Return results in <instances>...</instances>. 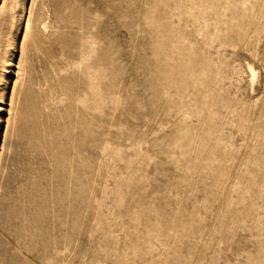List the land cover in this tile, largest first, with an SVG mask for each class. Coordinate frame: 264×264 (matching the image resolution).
<instances>
[{
  "label": "rangeland",
  "instance_id": "rangeland-1",
  "mask_svg": "<svg viewBox=\"0 0 264 264\" xmlns=\"http://www.w3.org/2000/svg\"><path fill=\"white\" fill-rule=\"evenodd\" d=\"M46 3L25 46L4 3L0 264H264V0Z\"/></svg>",
  "mask_w": 264,
  "mask_h": 264
},
{
  "label": "bare ground",
  "instance_id": "bare-ground-1",
  "mask_svg": "<svg viewBox=\"0 0 264 264\" xmlns=\"http://www.w3.org/2000/svg\"><path fill=\"white\" fill-rule=\"evenodd\" d=\"M47 0H41L40 8L34 14H30V18L27 21V33L24 39V46L26 41L29 40V32L32 31V25L35 22H39V25L42 31H49L51 28H54L52 25L53 19L49 12V6L46 3ZM252 77L255 76V71L252 67H250Z\"/></svg>",
  "mask_w": 264,
  "mask_h": 264
},
{
  "label": "water",
  "instance_id": "water-1",
  "mask_svg": "<svg viewBox=\"0 0 264 264\" xmlns=\"http://www.w3.org/2000/svg\"><path fill=\"white\" fill-rule=\"evenodd\" d=\"M4 3L5 0H0V50H1L2 26H3V15H4Z\"/></svg>",
  "mask_w": 264,
  "mask_h": 264
}]
</instances>
